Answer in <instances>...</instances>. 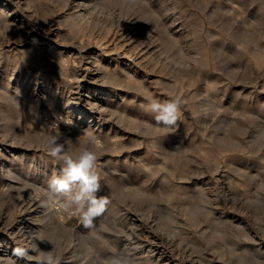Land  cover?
Masks as SVG:
<instances>
[{"label":"rangeland","instance_id":"obj_1","mask_svg":"<svg viewBox=\"0 0 264 264\" xmlns=\"http://www.w3.org/2000/svg\"><path fill=\"white\" fill-rule=\"evenodd\" d=\"M23 1L0 0V22L26 23L18 34L0 23V182L13 190L0 217L10 204L19 222L51 213L59 264L70 254L72 264H264V0H89L87 10L37 0L35 12ZM80 91L94 104L80 106ZM154 102L177 103L174 123L157 120ZM69 105L86 114L68 115ZM85 151L96 156V190L53 187ZM54 196L66 200L65 220ZM93 198L107 203L85 227Z\"/></svg>","mask_w":264,"mask_h":264},{"label":"bare ground","instance_id":"obj_2","mask_svg":"<svg viewBox=\"0 0 264 264\" xmlns=\"http://www.w3.org/2000/svg\"><path fill=\"white\" fill-rule=\"evenodd\" d=\"M21 1V0H20ZM37 0H25V1H23V3L25 4V7H26V9L29 11H31V12H33L34 11V9L36 8L37 9V6H35V3H37L36 2ZM88 1L89 0H78L77 2H75L74 4H75V8H78V10H81V9H84V10H87L88 9V6L89 5H87L88 4ZM91 1V0H90ZM133 1V0H132ZM147 1V0H146ZM11 2V1H10ZM127 2V1H126ZM12 3V2H11ZM90 3V2H89ZM100 3V2H99ZM149 3V2H148ZM5 5V4H4ZM44 5V4H43ZM45 6V5H44ZM4 7V6H3ZM39 8V7H38ZM156 8H157V6H156ZM35 9V11H37ZM39 10V9H38ZM84 10H83V12H84ZM3 11V10H2ZM34 11V12H35ZM50 11V10H49ZM88 11H90V9L88 10ZM20 12V11H19ZM43 12V16H41V14H40V16L41 17H43V18H46L45 17V15L48 13V8H46V9H44V11H42ZM64 12V11H63ZM75 12V11H74ZM80 12V11H79ZM141 12V11H140ZM1 13V12H0ZM37 13V12H36ZM76 13V12H75ZM86 13V12H85ZM3 14V13H2ZM4 14H6V13H4ZM8 14V13H7ZM24 14V13H23ZM1 15V14H0ZM3 16V15H2ZM6 17V15L4 16V20H6L7 21V19L9 18L8 17V15H7V17L8 18H5ZM27 17V16H26ZM41 17H40V19H41ZM64 17V16H63ZM84 17H85V14L84 13H76L75 15H74V20H80V19H84ZM24 18V17H23ZM32 18H34V17H32ZM37 18V17H36ZM3 19H1L2 21L1 22H4L3 21ZM11 18H9V20H10ZM27 19H28V17H27ZM38 19V18H37ZM60 19V18H59ZM66 19V18H65ZM8 20V22H10ZM44 20H46V19H44ZM44 20H43V22H44ZM48 20H50V19H48ZM61 20V19H60ZM73 20V21H74ZM88 20V19H87ZM47 21V20H46ZM64 21V20H63ZM0 22V23H1ZM7 22V23H8ZM33 22V21H32ZM42 22V23H43ZM5 23V22H4ZM4 23H2L3 24V26H4ZM7 23H5V26L7 25ZM41 23V22H40ZM62 23V22H61ZM1 24V25H2ZM26 23H23V24H17V23H12V22H10V26H12V28L14 29V31H16L17 32V34L19 33V32H21V31H25V25ZM29 24V23H28ZM34 24V23H33ZM44 24H45V22H44ZM73 24V23H72ZM43 25V24H42ZM61 25V24H60ZM2 26V27H3ZM30 27H32V26H30ZM29 27V28H30ZM44 27V26H43ZM4 28H6V27H4ZM31 30H34V28L32 27V28H30ZM36 29V28H35ZM8 31V30H7ZM11 31V30H10ZM13 31V33H15ZM27 31V30H26ZM52 31V30H51ZM10 33V32H9ZM12 33V36H16V35H14ZM16 34V33H15ZM20 35V34H19ZM36 35V34H35ZM75 35H77V34H75ZM8 36V35H7ZM45 36V35H44ZM62 36V35H61ZM64 36H65V34H64ZM36 38L38 37L37 35L35 36ZM51 37V36H50ZM64 38V37H63ZM68 38V37H67ZM81 39V38H80ZM83 40V39H82ZM36 43V42H35ZM39 43V42H38ZM80 43V42H79ZM154 43V42H153ZM37 44V43H36ZM51 45V44H50ZM22 47V46H21ZM36 47V46H35ZM50 47H52V46H50ZM254 47V46H253ZM37 48V49H36ZM35 48V50H36V52L38 53V52H40L38 49V47H36ZM22 49V48H21ZM26 50H27V48H25ZM30 49V48H29ZM41 50V49H40ZM49 50V49H48ZM58 50H59V48H58ZM258 50V49H257ZM17 51V50H16ZM31 51V50H30ZM42 51V50H41ZM52 51V52H51ZM57 50L55 49L54 50V48L52 49L51 48V50H50V52L49 53H52L53 54V57H55V58H58V57H60V59H61V56H62V54H61V52L62 51H57ZM252 51V50H251ZM35 52V51H34ZM24 53V52H23ZM30 53V52H29ZM31 53H32V51H31ZM128 54V53H127ZM126 54V55H127ZM38 55V54H37ZM68 55V54H67ZM80 55V54H79ZM89 55V54H88ZM22 56V55H21ZM95 57V56H94ZM54 58V59H55ZM59 59V60H60ZM83 60V59H82ZM92 62H97L98 63V58L97 57H95L93 60H92ZM98 65H99V63H98ZM93 66H95L94 64H93ZM107 66V65H106ZM92 67V66H91ZM91 67L89 66V67H87L86 68V70H87V73H89V72H92L91 70L93 69H91ZM65 70V69H64ZM86 70H85V72H86ZM94 70H95V72H94V77H92V81L90 80V81H88L87 83H85V85H84V87H87V89L88 90H90L91 88H93V87H91V85L93 84V82H94V78H96L98 75V68H95L94 67ZM106 70V69H105ZM106 71H108V70H106ZM46 72V71H45ZM61 71H59V73H60ZM92 72V73H93ZM100 72V71H99ZM61 73H63V72H61ZM66 72H64V74H65ZM136 73V72H135ZM34 74V73H33ZM106 74V73H105ZM61 75H63V74H61ZM66 75V74H65ZM97 75V76H96ZM99 75H100V73H99ZM106 75H108V74H106ZM64 76V75H63ZM115 77H117V76H113V77H109V75L108 76H106V78L108 79V78H110V79H113V78H115ZM105 78V79H106ZM130 80V79H129ZM129 80H127V81H129ZM122 81H123V79H122ZM124 81H126V80H124ZM119 83H120V81H119ZM79 84V83H78ZM100 84V83H99ZM48 85V84H47ZM144 85V84H143ZM80 86V85H79ZM99 86V85H98ZM64 88V87H63ZM102 88V87H101ZM71 89V88H70ZM95 90H98L99 88L97 87V88H94ZM17 91V90H16ZM84 91V90H83ZM87 91V90H86ZM105 92V91H104ZM149 92V91H148ZM66 93V92H65ZM68 93V92H67ZM80 93H81V91H80ZM92 94V93H91ZM95 94V93H94ZM93 94V95H94ZM96 96V95H95ZM40 98V97H39ZM80 100H81V104H80V106H82L83 108H84V106L87 104V103H90V104H94L93 103V100H92V98H90V96L86 93H84V94H80L79 95V97H78ZM95 98V97H94ZM29 99V98H28ZM52 99V98H51ZM71 100V99H70ZM79 102V101H78ZM67 103H68V101H67ZM17 104V103H16ZM19 104V103H18ZM51 104V103H50ZM70 104V103H69ZM66 107V106H65ZM82 107H81V109H80V107L78 108H75L74 109V106L73 105H69L68 106V109H70V110H68V111H66V113L69 115L71 112H72V110L74 109V111H79V112H81L82 114V116H84L85 114H86V112H85V110L84 109H82ZM88 108V107H87ZM104 108V107H103ZM107 108V107H106ZM1 110V109H0ZM97 111V110H96ZM95 111V112H96ZM102 109L100 110V111H98V113L96 112V114H98L99 116H101L102 115ZM34 112V111H33ZM64 114V113H63ZM94 114V113H93ZM71 116V115H70ZM61 117V116H60ZM93 117L94 118H97V117H95L94 115H93ZM5 118V117H4ZM19 118V117H18ZM62 118H63V115H62ZM62 118L60 119V120H62ZM64 118H66L65 117V115H64ZM67 119V118H66ZM24 120V119H23ZM56 120V119H55ZM58 120V119H57ZM64 120V119H63ZM95 120V119H94ZM59 121V120H58ZM93 121V120H92ZM32 122V121H31ZM30 122V123H31ZM55 123V121H53V120H51V124L52 123ZM65 122V121H64ZM66 123H68V127L67 128H70V129H72V130H74V131H76V130H78L80 133H86V131H84V130H81V127H79V128H76L77 127V124H76V122H74V121H72V122H67L66 121ZM92 123V122H91ZM94 123H97V122H94ZM62 124V123H61ZM93 124V123H92ZM64 125V124H63ZM91 125V124H90ZM97 125V124H96ZM39 126V125H38ZM65 126V125H64ZM40 128H41V126H39ZM43 127V126H42ZM24 129V128H23ZM62 129V128H61ZM72 130H70L69 131V133H72ZM90 131V130H89ZM69 133H65V131H64V134H69ZM79 133V134H80ZM95 133V132H94ZM97 133V132H96ZM90 134H92V133H90ZM98 134V133H97ZM117 135V134H116ZM50 136L51 137H56V135L54 134V133H51L50 134ZM80 136H82L81 134H80ZM83 137V136H82ZM73 138H74V136H73ZM76 138V137H75ZM78 138V137H77ZM80 138V137H79ZM53 139V138H52ZM79 140V139H78ZM80 140H83V139H80ZM113 140V139H112ZM110 141V140H109ZM61 142V141H60ZM100 143V142H99ZM99 143L98 142H96L95 144H96V146L97 145H99ZM110 143H112V141L110 142ZM31 144V143H30ZM91 143H89V145H90ZM95 144H92V145H95ZM108 144V143H107ZM77 146H78V144H77ZM80 146V145H79ZM82 146V145H81ZM82 149V148H81ZM85 149V148H84ZM77 147H71V148H69V149H67V153H69V154H76V152H77ZM79 151V150H78ZM31 153V152H30ZM66 154V153H65ZM79 154V153H78ZM66 156V155H65ZM10 157V156H9ZM8 157V158H9ZM19 157V156H18ZM24 157V156H23ZM68 157V156H67ZM74 157H76V156H74ZM74 157H73V159H74ZM22 158V157H21ZM214 158V157H213ZM16 158L15 157H12V158H10V164H5V166H4V171H5V173H6V171H8V172H11L12 170H13V167H12V165L15 163V160ZM4 162V161H3ZM8 162V161H7ZM2 163V162H1ZM36 163V162H35ZM164 165V164H163ZM184 170V169H183ZM3 171V172H4ZM8 174V173H7ZM6 174V175H7ZM19 174V173H18ZM17 174V175H18ZM44 174V173H43ZM45 176V175H44ZM230 176V175H229ZM20 177L21 176H18V178L17 179H20ZM259 177V176H258ZM6 179V180H5ZM13 179V178H12ZM25 179V178H24ZM2 182H0V184H2V186H3V188H2V191H1V188H0V210H1V207L3 206V204H4V202L5 201H9L12 197H13V195H12V192H13V190H11L10 188H11V184L8 182V178L6 177H2ZM234 180V179H233ZM261 181H262V179H260ZM13 181V180H12ZM16 181V180H15ZM24 181V180H23ZM14 182V181H13ZM228 182V181H227ZM231 182H232V180H231ZM20 183V182H19ZM230 183V182H229ZM13 184V183H12ZM17 184V183H16ZM8 185V186H7ZM30 186H31V184H30ZM42 186V185H41ZM48 186V185H47ZM38 187V186H37ZM243 187V186H242ZM143 192V191H142ZM247 192V191H246ZM28 193V192H27ZM183 193V192H182ZM194 194V193H193ZM16 195H17V193H16ZM19 195V194H18ZM225 197V196H224ZM227 197V196H226ZM17 198V197H16ZM26 198V197H25ZM250 198V197H249ZM42 200H43V202H46V200L47 199H43V197H42ZM52 201H53V205H54V211H55V213L59 216V218H61L62 220L65 218V214L67 213H69V210L67 209V207H66V200L64 201V198H58L57 196H54L53 198H52ZM51 201V202H52ZM196 204V203H195ZM202 204V203H201ZM44 206V205H43ZM188 207H190V205L188 206ZM28 208V207H27ZM23 209V208H22ZM41 209V208H40ZM24 210V209H23ZM42 210V209H41ZM114 210V209H113ZM186 210V209H185ZM187 211V210H186ZM205 211V213L206 214H208V211L205 209L204 210ZM33 212V211H32ZM117 212H118V210H117ZM212 212V211H211ZM27 213V216H26V218H24V219H22V220H20V222L19 221H17L16 220V218L14 219V217H15V210H14V208H13V206L10 204L9 206H8V208H7V210H6V216H4V217H0V264H44V263H49V264H59L58 263V260L57 261H53V262H49L46 258H45V255L44 254H50V252L53 250H51L50 249V240H53V238H54V236H55V234L56 233H58V231H57V228H56V226L54 225V222L52 221V219H51V213H44V214H39V215H33L31 212H29V211H27L26 212ZM111 213V212H110ZM102 214V213H101ZM114 214V213H113ZM25 215V214H24ZM55 216V215H54ZM53 216V217H54ZM121 216V215H120ZM114 218V217H113ZM235 219V218H234ZM65 220V219H64ZM111 220V219H110ZM114 220H117V219H114ZM138 220V219H137ZM102 222V221H101ZM143 222V221H142ZM103 224H104V222H102ZM167 223V222H166ZM249 223V222H248ZM240 224V223H239ZM60 225H62V224H60ZM106 225V224H105ZM102 226V225H101ZM54 228L53 230H54V232L52 231V233H51V231H49L48 229L49 228ZM107 227V226H106ZM100 228V227H99ZM108 228V227H107ZM173 228V227H172ZM175 228V227H174ZM216 228V227H215ZM263 229H264V226H263ZM175 230V229H174ZM261 230V229H260ZM249 231V230H248ZM254 231V230H253ZM225 232V231H224ZM100 233V232H99ZM144 233V232H143ZM155 233V232H154ZM218 233V232H217ZM200 234V233H199ZM153 235V234H152ZM215 235V234H214ZM212 236V235H211ZM237 237V236H236ZM51 238V239H50ZM86 239V238H85ZM229 239V238H228ZM259 239H260V237H259ZM262 239V238H261ZM54 241V240H53ZM213 240H211V242H212ZM227 242V241H226ZM214 243V242H213ZM217 243V242H216ZM260 243V242H259ZM155 244V243H154ZM227 244V243H226ZM102 245V244H101ZM231 246V245H230ZM237 246V245H236ZM89 247V246H88ZM137 247V246H136ZM215 247V246H214ZM217 247V246H216ZM247 247V246H246ZM70 248V247H69ZM65 249V248H64ZM100 250V249H99ZM216 250V249H215ZM217 250H218V248H217ZM220 250V249H219ZM232 250V249H231ZM234 250V249H233ZM245 250V249H244ZM133 251V250H132ZM157 251V250H156ZM171 251V250H170ZM262 251V250H261ZM235 252H236V250H235ZM248 252V251H247ZM253 252V251H252ZM73 253V252H72ZM76 253V252H75ZM74 253V254H75ZM231 253V252H230ZM62 254V253H61ZM92 254V253H91ZM80 255V254H79ZM165 255V254H164ZM219 255V254H218ZM67 257H66V261H62L60 264H72V259H74V256H72V254H70V255H66ZM149 256H150V254H149ZM223 256V255H222ZM252 256H253V254H252ZM81 257H83V256H81ZM87 257V256H86ZM162 257V256H161ZM232 257V256H231ZM61 258L62 257H60V260H61ZM80 258V257H79ZM142 258V257H141ZM242 258H243V256H242ZM245 258V257H244ZM94 259V258H93ZM108 259H110V258H108ZM140 259V258H139ZM138 259V260H139ZM233 259V258H232ZM87 260V259H86ZM95 260V259H94ZM102 260V259H101ZM111 260V259H110ZM110 260H109V263H110ZM141 260V259H140ZM198 260V259H197ZM107 261V260H106ZM112 261V260H111ZM178 261V260H177ZM244 261H245V259H244ZM258 261V260H257ZM83 262V261H82ZM101 262H103V261H101ZM145 262V261H144ZM262 262V261H261ZM79 263V262H78ZM108 263V264H109ZM166 263V262H165ZM164 263V264H165ZM209 263V262H208ZM216 263V262H215ZM252 263V262H251ZM255 263V262H254ZM80 264V263H79ZM82 264V263H81ZM86 264V263H85ZM89 264V263H88ZM106 264V263H105ZM132 264V263H131ZM238 264V263H237ZM239 264H240V262H239Z\"/></svg>","mask_w":264,"mask_h":264},{"label":"clouds","instance_id":"obj_3","mask_svg":"<svg viewBox=\"0 0 264 264\" xmlns=\"http://www.w3.org/2000/svg\"><path fill=\"white\" fill-rule=\"evenodd\" d=\"M153 111L159 110V115L156 117L158 121H163L166 124L174 123L176 119L175 112L177 110V103L171 102L167 105L161 106L158 103H153L151 105ZM60 151L59 147L53 149V155ZM96 160L94 153L90 151H85L80 159L78 164L71 163L69 161V171L67 173V179L64 180H53L52 186L57 187L61 190H66L69 187L68 180H80L82 181L85 191L91 190L92 192L96 190L97 185V175L90 174L88 169L93 165ZM77 202H79L80 197H76ZM107 203V200L102 199L99 202L94 198L92 199V207L84 213V225L89 227L92 223V217L99 215L104 210V205ZM83 207V205H81ZM47 259L49 262L52 261L51 254H48ZM113 264H121V261H114ZM124 264H128L127 261H124Z\"/></svg>","mask_w":264,"mask_h":264}]
</instances>
